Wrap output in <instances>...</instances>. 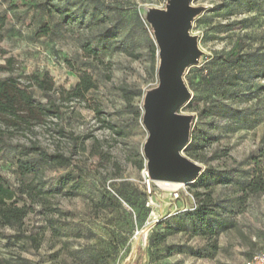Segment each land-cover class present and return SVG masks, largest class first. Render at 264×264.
Wrapping results in <instances>:
<instances>
[{
    "label": "rangeland",
    "instance_id": "rangeland-1",
    "mask_svg": "<svg viewBox=\"0 0 264 264\" xmlns=\"http://www.w3.org/2000/svg\"><path fill=\"white\" fill-rule=\"evenodd\" d=\"M175 1L0 0L7 17L0 65L14 59L12 70H0V79L27 81L29 74L48 73L54 89L33 85L35 98L65 104L59 122L49 118L33 131L14 133L0 155V178L8 184L43 185L34 200L26 197L30 212L22 225L2 228L0 252L8 264H244L264 251V193L243 194L255 159L264 166V68L212 62L237 39L245 52H264V0L187 4L196 53L182 73L186 96L177 116L187 140L181 154L198 173L210 167L233 170L230 182L212 187L227 206L220 213L225 227L216 234L169 233L159 225L197 203L190 182L173 186L145 176L149 108L161 85V30ZM41 2L69 4L77 19L61 23L57 11L36 6ZM101 33L106 38L98 41ZM85 44L97 47L99 55L86 52ZM83 71L92 74L97 88L82 98L63 97L61 90L72 89ZM222 73L233 77L232 85L209 87L201 81ZM59 126L79 136L70 166L24 156L15 146L36 140L68 154L71 142L56 131ZM21 160L35 161L37 171L23 174ZM69 171L81 176L80 183L57 190ZM162 233L166 238L158 242ZM171 244L184 251L169 254Z\"/></svg>",
    "mask_w": 264,
    "mask_h": 264
},
{
    "label": "trees",
    "instance_id": "trees-1",
    "mask_svg": "<svg viewBox=\"0 0 264 264\" xmlns=\"http://www.w3.org/2000/svg\"><path fill=\"white\" fill-rule=\"evenodd\" d=\"M96 2L97 0H87ZM41 10L46 12L59 13V22L71 23L77 19L76 11L69 4L63 8L58 3L49 4L41 2L36 4ZM110 10L116 9L108 5ZM7 17L0 12V41L2 39V29L5 27ZM50 28L43 26V32L49 33ZM106 38L105 33H101L98 41ZM85 51L90 55L97 57L99 50L91 44L84 45ZM242 40L237 39L233 46L220 54L212 57V62H222L230 66L253 64L254 70L264 68V52L244 51ZM13 58L7 60V65H0V70H12ZM261 75V74H258ZM264 75V74H262ZM27 81H22L16 76H9L0 79V155L11 144V137L14 133L30 132L39 124L47 122L49 118H56L58 122L63 118L64 102L51 99L48 103L37 100L33 94L32 86L37 85L42 91L49 92L54 89V82L48 73L40 75L32 73L27 75ZM233 77L231 75L220 74L216 76L202 77L201 81L209 87H222L232 85ZM243 78H239V81ZM97 88V82L88 71L80 72L79 82L69 90H61L62 96L68 99L82 98L90 90ZM60 135L66 136L71 142L69 153L63 151H49L46 147L36 140H30L29 143L16 142L15 146L20 148L24 156L36 155L40 160L52 162L62 167L70 166L73 163L75 150L78 147L79 136L72 131H67L64 127L59 126L56 130ZM19 169L23 174L37 171L35 161L21 160ZM233 169L219 170L210 167L207 171L199 173L190 185L197 199L194 208L180 211L170 215L159 222L167 232L175 233L190 230L193 234L214 235L220 228L225 227V220L220 216L222 211H226V204L220 198L213 195L212 187L218 183H228L231 181V171ZM252 178L246 182L243 190L245 198L249 195L264 193V166L258 159H255ZM81 176H75L73 171H69L59 179V190L63 186L71 184L76 188L80 183ZM43 185L34 184L33 182L23 183L13 187L5 180L0 178V236L2 228L5 226L20 227L25 217L30 212V206L26 202V197L34 198L42 194ZM27 239H33L32 236L23 234ZM166 234L159 236L158 242L165 240ZM169 254L183 252V249H177V245L167 246ZM0 264H8L1 256Z\"/></svg>",
    "mask_w": 264,
    "mask_h": 264
},
{
    "label": "water",
    "instance_id": "water-1",
    "mask_svg": "<svg viewBox=\"0 0 264 264\" xmlns=\"http://www.w3.org/2000/svg\"><path fill=\"white\" fill-rule=\"evenodd\" d=\"M189 0H176L161 30V85L149 108L151 135L147 144L150 177L191 182L199 174L195 165L182 156L187 135L177 110L185 99L182 73L196 53L188 36Z\"/></svg>",
    "mask_w": 264,
    "mask_h": 264
},
{
    "label": "built area",
    "instance_id": "built-area-1",
    "mask_svg": "<svg viewBox=\"0 0 264 264\" xmlns=\"http://www.w3.org/2000/svg\"><path fill=\"white\" fill-rule=\"evenodd\" d=\"M145 176L150 177L149 171L145 169ZM244 264H264V251L254 254L245 260Z\"/></svg>",
    "mask_w": 264,
    "mask_h": 264
},
{
    "label": "bare ground",
    "instance_id": "bare-ground-1",
    "mask_svg": "<svg viewBox=\"0 0 264 264\" xmlns=\"http://www.w3.org/2000/svg\"><path fill=\"white\" fill-rule=\"evenodd\" d=\"M152 180H160V181H164V182H172L169 184H172L173 186H177L181 183H184V181L182 180H174V179H164V178H153Z\"/></svg>",
    "mask_w": 264,
    "mask_h": 264
}]
</instances>
